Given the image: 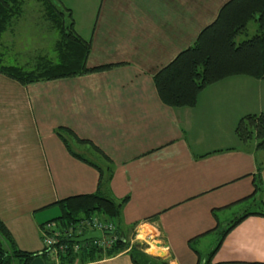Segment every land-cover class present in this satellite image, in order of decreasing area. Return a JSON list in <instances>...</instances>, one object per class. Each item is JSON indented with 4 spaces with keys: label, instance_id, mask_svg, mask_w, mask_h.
Wrapping results in <instances>:
<instances>
[{
    "label": "crops",
    "instance_id": "crops-1",
    "mask_svg": "<svg viewBox=\"0 0 264 264\" xmlns=\"http://www.w3.org/2000/svg\"><path fill=\"white\" fill-rule=\"evenodd\" d=\"M225 1L99 0L79 20L72 14L73 27L90 42L86 64L110 67L28 83L0 72V219L18 247L42 250L39 227L60 213L55 201L99 191L123 199L114 223L126 240L147 225L163 244L153 241L156 251H166L155 257L198 264L227 226L221 214L251 204L238 201L252 192L255 175L264 202V146L234 130L242 115L264 112V78L225 77L189 106L164 103L153 79ZM59 126L70 129L63 133L79 155ZM90 160L111 165L101 185ZM211 233L218 236L208 244ZM101 253L68 264H137L131 244ZM210 257L264 261V215L245 216ZM29 264L59 263L37 253Z\"/></svg>",
    "mask_w": 264,
    "mask_h": 264
},
{
    "label": "trees",
    "instance_id": "trees-1",
    "mask_svg": "<svg viewBox=\"0 0 264 264\" xmlns=\"http://www.w3.org/2000/svg\"><path fill=\"white\" fill-rule=\"evenodd\" d=\"M38 1L41 16L49 20L52 28L57 31L54 40L55 57L37 52L38 56L36 55L35 58L12 49L11 41L15 40L13 36L17 29L16 20L23 14L24 0H0V72L21 83H28L99 70L112 65L111 63L87 65L90 42L75 31L70 8L58 5L56 0ZM251 21L255 22V29L249 35L248 24ZM5 32H8L10 38L3 41ZM242 34L245 37L238 38ZM23 55L27 57L23 58ZM7 56L12 60L5 61ZM238 74L264 78V0H226L215 18L200 29L194 41L159 68L154 73L153 79L164 103L171 106H189L195 104L198 94L208 84ZM66 128L59 126L56 131L70 151L78 154L68 144L67 136L63 131H71ZM234 130L238 138L256 137V146H264V112L242 115L236 122ZM90 146L101 154L103 160H106V155L96 145L91 143ZM90 162L99 170L98 181L101 185L109 178L111 165L103 167L93 160ZM262 188L260 175H255L252 192L238 201L241 203L252 199L251 204L245 206L243 212L223 228L218 240L200 260V264H264V261H212L210 257L228 230L245 216L252 213L264 215V202L257 195L261 193ZM122 201L123 199L116 201L99 191L69 195L55 201L61 208L60 213L45 221L56 220L61 225L67 226L94 214L108 216L114 220L119 214ZM114 232L118 237L112 245L99 247L92 243V238L82 240L81 247L77 251L71 250L66 255H61L58 263H72L74 258H95L100 256L101 252L116 253L127 246L129 241L120 234L116 226ZM70 236L72 235L64 239L68 242L73 241L69 239ZM131 251L137 264H147L132 245ZM37 253L43 254L44 251H28L18 247L8 227L0 219V264H29ZM162 263L166 264L164 261Z\"/></svg>",
    "mask_w": 264,
    "mask_h": 264
},
{
    "label": "rangeland",
    "instance_id": "rangeland-1",
    "mask_svg": "<svg viewBox=\"0 0 264 264\" xmlns=\"http://www.w3.org/2000/svg\"><path fill=\"white\" fill-rule=\"evenodd\" d=\"M58 5L62 6H74L72 14L78 20L81 18V12L85 11L86 14L90 7L95 6L96 2L99 0H56ZM91 2V4H90ZM86 3V5L84 4ZM85 14V15H86ZM95 11L91 12V18H94ZM83 15L85 19H88V15ZM86 21V20H85ZM16 33L11 41V46L13 50H19L27 56H32L37 58V52L47 54L50 57H55L54 51V40L57 37V31L52 28L51 22L41 16L40 2L38 0H24L23 3V14L16 20ZM249 32L251 35L255 29V22L251 21L248 24ZM245 35H239L238 38H244ZM10 38L8 32H5L2 40L6 41ZM10 41V40H9ZM23 55V58L25 57ZM37 55V56H36ZM26 56V57H27ZM25 57V58H26ZM12 60L11 57L7 56L5 61ZM243 209L225 210L221 214V227H225L235 216H237ZM145 228V231L139 229L133 230L131 235L128 237L129 244L132 245L133 249L138 255H141L147 264H163L161 258H155L156 256V246L153 245V241H157L155 231L150 229L147 225L141 226ZM218 233L208 234L209 239L208 244H212L210 240H215ZM205 238V242L207 240ZM159 241V240H158ZM157 241V242H158ZM163 246V244H162Z\"/></svg>",
    "mask_w": 264,
    "mask_h": 264
},
{
    "label": "built area",
    "instance_id": "built-area-1",
    "mask_svg": "<svg viewBox=\"0 0 264 264\" xmlns=\"http://www.w3.org/2000/svg\"><path fill=\"white\" fill-rule=\"evenodd\" d=\"M143 225H139L136 229L145 231ZM92 229H100L102 235L92 237V243L99 247H108L116 240L118 234L114 232V220L108 216L94 214L80 220H76L67 226L61 225L56 220H47L40 227V237L42 241V250L50 256L54 263L59 262L61 255H66L69 251H77L81 247L80 241L68 242L65 237L69 235L81 234ZM111 230L112 232H107ZM82 241V240H81Z\"/></svg>",
    "mask_w": 264,
    "mask_h": 264
},
{
    "label": "water",
    "instance_id": "water-1",
    "mask_svg": "<svg viewBox=\"0 0 264 264\" xmlns=\"http://www.w3.org/2000/svg\"><path fill=\"white\" fill-rule=\"evenodd\" d=\"M107 232H112L111 230H106ZM102 235V231L100 229H92V230H89V231H85L81 234H78V235H72L70 236V240H75V241H81V240H86V239H90L92 237H99ZM157 244L159 246H162V243L161 242H157ZM165 250L163 249H159L156 254L158 256H163L165 254Z\"/></svg>",
    "mask_w": 264,
    "mask_h": 264
}]
</instances>
